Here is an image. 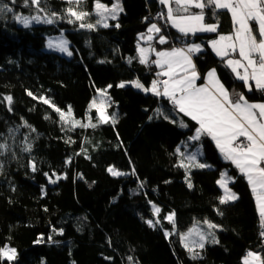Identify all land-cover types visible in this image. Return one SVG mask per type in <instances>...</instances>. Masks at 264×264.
Returning <instances> with one entry per match:
<instances>
[{
	"label": "trees",
	"instance_id": "trees-1",
	"mask_svg": "<svg viewBox=\"0 0 264 264\" xmlns=\"http://www.w3.org/2000/svg\"><path fill=\"white\" fill-rule=\"evenodd\" d=\"M120 1L122 13L105 28L96 23V0H39V6L0 0L13 9L0 14V248L16 250L14 260L0 257V264H243L249 251L264 260L260 216L244 177L207 136L191 142L197 125L169 100L119 85L137 80L148 88L158 77L137 55L140 35L156 23L167 39L162 48L202 44L193 56L200 80L215 69L231 94L243 93L250 102H264V95L249 92L210 51L217 33L184 38L165 18L148 21L162 11L158 0ZM69 7L90 15L77 21ZM204 12L206 23H217L210 8ZM16 16L53 23L25 28ZM218 23V33L232 32L225 10H219ZM59 34L68 40L70 57L45 51L47 38ZM101 89L107 92V123L90 109ZM52 105L66 115L71 109L69 123ZM71 121L95 127H73ZM197 147L203 155L190 164L186 156ZM225 171L238 199L221 204L217 181ZM173 213L170 223L166 217ZM206 220L218 226V243L190 252L180 237Z\"/></svg>",
	"mask_w": 264,
	"mask_h": 264
},
{
	"label": "snow or ice",
	"instance_id": "snow-or-ice-1",
	"mask_svg": "<svg viewBox=\"0 0 264 264\" xmlns=\"http://www.w3.org/2000/svg\"><path fill=\"white\" fill-rule=\"evenodd\" d=\"M11 2L15 4L16 0H11ZM80 2L81 0H75L77 5ZM31 3L39 6V0H31ZM68 3L71 5L73 0H68ZM159 3L167 8V21L182 35L217 33L218 38L210 41V46L215 54L221 59L230 55L238 56V58L227 59L226 66L235 74L236 79L243 81L249 92L255 89L264 95V0H175L177 5L175 12L170 6V0H159ZM25 6H27V0H25ZM191 8L200 11L190 13ZM205 8L211 9V15L217 18V23L205 22ZM95 9L96 15L100 17L96 23L103 24L105 28L109 26L104 22L107 19L105 13H109L112 19H116L118 13L123 11L118 0L111 8L100 3V0H96ZM219 10H226L227 13H230L233 23L231 34L218 33L220 27L218 23ZM12 11L13 9L7 3L0 2V14ZM180 12L188 14H175ZM68 13L70 16H74L77 21H83L85 17L90 15L86 11L77 12L72 7H69ZM15 19L21 22L25 28L29 27L31 20L37 23H53L51 18H44L41 21L39 16H33L31 20L26 16H16ZM68 22L73 23L74 21L69 20ZM80 27L93 29L95 25L81 23ZM116 27H119V25L117 24ZM148 32L159 34L161 28L153 23L148 28ZM152 39L153 36H147V40L151 41ZM158 42L164 44L167 43V39L165 36H159ZM52 46V43L49 42V47ZM55 47L69 56L72 55V52L67 48V41L62 40ZM147 51L148 49L145 48L139 49L140 63L142 64L147 63L145 55ZM202 51L201 45L190 44L187 48L173 47L170 51L156 52L158 58L154 63L156 67L161 69L157 75L166 76L167 80L163 82L154 80L150 88H145L139 81H133L132 84L145 92L151 91L156 96L165 97L175 109L194 121L198 127L195 129V134L189 137L190 140L198 141L202 136H207L215 142L223 157L229 160L239 170L240 174L247 179L255 197L261 227L264 228V102H249L243 93L237 94V99L233 100L229 91L217 77L215 69H211L206 73V84L197 86L196 82L201 79V76L197 72L196 64L190 54ZM124 86L123 83L119 85V87ZM108 87H111V85ZM28 94L32 95L30 92ZM105 94L106 90H100L102 97ZM33 98L36 99V97ZM5 99L9 104L12 103V97L8 96ZM43 102L50 104L47 99H44ZM52 106L55 108L54 105ZM91 108L96 109L101 122L107 123L109 121L110 117L106 115L103 100L99 104L96 100H93L90 105ZM55 111L60 114L62 121L69 123L70 108L67 115L59 108H55ZM71 123L73 127L79 125V121H71ZM80 126L95 127L91 123ZM180 127L186 128L188 125L180 121ZM0 147L4 146L0 145ZM195 160V154L188 157L190 164L194 163ZM195 166L204 168L207 165L196 163ZM32 167L35 171V165ZM108 171L114 176L123 175V173L113 168H109ZM225 175L222 173L221 179L217 181L224 190V196L220 199L221 204L238 199V196L228 188L224 179ZM189 187H191V184H189ZM153 208L155 214L158 215L160 208L155 205H153ZM166 219L170 223H174V213L169 214ZM146 223L150 227L154 226L152 220H147ZM159 223L160 221L157 220L156 224ZM204 223L207 224L209 229L218 227L207 220ZM208 234L213 235L214 243H218L213 233ZM260 234L264 236V231ZM165 235L167 236L169 233L166 232ZM191 235L199 236L200 243L196 246L203 248L205 234L199 231L197 227H193L181 239L186 241ZM184 246L190 252L193 251V247L189 246L188 243H185ZM15 256V249L0 248V257L11 261ZM195 258L194 255L193 259ZM243 264H264V260L261 259L259 254L249 251Z\"/></svg>",
	"mask_w": 264,
	"mask_h": 264
},
{
	"label": "crops",
	"instance_id": "crops-1",
	"mask_svg": "<svg viewBox=\"0 0 264 264\" xmlns=\"http://www.w3.org/2000/svg\"><path fill=\"white\" fill-rule=\"evenodd\" d=\"M158 2H159V0H158ZM159 5H160V7H161V10L162 11H160L162 14H163V19L165 18V21H167V19H166V16H167V8L164 6V5H162V4H160L159 3ZM170 6L173 8V10H174V12H175V9H176V7H177V5L175 4V0H170ZM200 10L199 9H196V8H191L190 10H189V12L190 13H198ZM226 11V10H225ZM175 14H177V15H187L188 13H183V12H180V13H175ZM230 14V13H229ZM230 18H231V15H230ZM156 24V23H155ZM167 24L169 25V27L173 30V31H176L177 33H178V35H181L182 37H184V38H186L187 36H184V35H182L180 32H178L175 28H173L172 26H171V24H170V22H168L167 21ZM157 25V24H156ZM158 26V25H157ZM150 27V26H149ZM148 27V28H149ZM159 27V26H158ZM148 28H147V30L142 34V35H140V38H139V45H138V48H137V55L139 56V59H140V52H139V49L140 48H145V49H148V51L146 52V58H147V63H144V64H149V65H151L152 67H154V69H156L157 70V72H156V76H158L157 75V73L158 72H160L161 71V69H159L158 67H156V64L154 63V61L158 58L157 56H156V52H159V51H170L173 47H176V48H187V46L188 45H190V44H199V45H201V48L203 49V46H202V44H200V43H193V42H191V43H187V45H182V44H175V45H172V46H169V47H164V48H162V46L163 45H165V43L164 44H160L159 42H158V40H159V36H165V35H162V32H160L159 34H157V33H155V32H152V33H149L148 32ZM232 29H233V23H232ZM233 31V30H232ZM232 33V32H231ZM230 33V34H231ZM197 34H208V33H196L195 35H197ZM148 35H151V36H153V39L151 40V41H149V40H147V36ZM144 37V38H141V37ZM188 36H194V35H192V34H189ZM216 38H218V37H216ZM216 38H214V39H216ZM211 40H213V39H211ZM211 40H209V42H208V48L210 49V51L211 52H213V54H214V56L216 57V58H218L219 60L221 59V57H219V56H217L216 54H215V52L212 50V48H211V46H210V41ZM153 49H155V51H153ZM196 54H198V53H195V54H190L191 56H192V59H193V56H195ZM229 58H238V56H232V55H230V56H228V57H224L223 58V62L225 63V66H226V61H227V59H229ZM227 67V66H226ZM227 69L230 71V73H233L232 71H231V69L230 68H228L227 67ZM211 70V69H210ZM208 72V71H207ZM206 72V73H207ZM206 73H205V75H206ZM217 74V77H218V73H216ZM233 75L235 76V74L233 73ZM167 77L166 76H158L157 78H155L154 80H156V81H160V80H162V79H166ZM219 78V77H218ZM153 80V81H154ZM167 80V79H166ZM152 81V82H153ZM240 81V80H239ZM152 82L150 83V85L148 86V88H150L151 87V84H152ZM241 83H243V81H240ZM197 86H201L202 84H206L207 83V80L205 79V76L203 77V79L202 80H197ZM225 87V86H224ZM229 91V90H228ZM229 93H230V91H229ZM230 95L232 96V98H233V100H235V99H237V96L235 95V94H231L230 93ZM161 97H163V96H161ZM163 98H165V97H163ZM250 102V101H249ZM189 118V117H188ZM197 127H198V125H197ZM195 134V132L193 133V135ZM192 135V136H193ZM209 138V137H208ZM210 139V138H209ZM191 142H196V140H191ZM212 142H214V141H212ZM214 144H215V142H214ZM216 146V145H215ZM217 148V147H216ZM218 150V149H217ZM192 154H195V156H196V160L198 159V158H200V157H202V155H203V151H202V147H197L195 150H194V152H192L190 155H192ZM219 154H220V156H221V158H222V160L225 162H229V163H231L229 160H226L224 157H223V155L220 153V151H219ZM190 155H188V157L190 156ZM187 157V156H186ZM188 160V159H187ZM195 160V161H196ZM231 165L234 167V169L236 170V171H238L239 172V170L231 163ZM224 174H226L225 175V177H224V179L226 180V182H227V186H228V188L230 189V184L232 183V181H233V179H232V177L230 176V174H229V172L228 171H225V172H223ZM240 173V172H239ZM222 175V174H221ZM243 176V175H242ZM244 177V176H243ZM221 179V176H220V178H219V180ZM244 179H245V181L247 182V179L244 177ZM248 183V182H247ZM249 185V184H248ZM218 186H219V188H220V190H221V194H222V197L224 196V190H223V188H221L220 187V185L218 184ZM249 188H250V191H251V187L249 186ZM231 190V189H230ZM232 191V190H231ZM233 192V191H232ZM252 192V191H251ZM253 197H254V195H253ZM254 203H256V201H255V197H254ZM256 210H257V213L259 214V212H258V209H257V206H256ZM260 225H261V219H260ZM262 231H264V228H262L261 227V232Z\"/></svg>",
	"mask_w": 264,
	"mask_h": 264
},
{
	"label": "rangeland",
	"instance_id": "rangeland-1",
	"mask_svg": "<svg viewBox=\"0 0 264 264\" xmlns=\"http://www.w3.org/2000/svg\"><path fill=\"white\" fill-rule=\"evenodd\" d=\"M66 1H68V0H66ZM73 1H75V0H73ZM118 2H119V4H120V6H121V1L120 0H118ZM101 3V2H100ZM115 3H117V0H115L112 4H108L107 6L109 7V8H111ZM122 7V6H121ZM93 13H94V15L97 17V19H100V17L99 16H97L96 15V9H95V4H94V6H93ZM122 13V11L121 12H119L118 13V15H117V18L120 16V14ZM105 16L107 17V19L104 21V22H106L107 24H109L108 22H109V20H111L112 18H111V15L109 14V13H105ZM116 18V19H117ZM30 20H31V18H29ZM18 22V24L21 26V25H23L21 22H19V21H17ZM35 23H37L36 21H34V20H31V22H30V25L29 26H31L32 24H35ZM41 23V22H40ZM99 26H102L103 27V24H98ZM67 41V48H68V50L69 51H71L70 50V47L68 46V40H67V38H65V36L63 35V34H59V35H55V36H52V37H48L47 38V41H46V43H45V51H47V52H53V53H58V54H60V55H62V56H64V57H70L69 55H67V53H65V52H61V51H59V49L58 48H56L55 47V45H57L60 41ZM49 42H51L52 43V47H49ZM133 81H137V80H133ZM123 84L124 85H129V86H131L132 88H135V89H137V90H140V91H142V92H144L145 93V91H143V90H141V89H138V88H136V87H134L133 86V84H132V82H130V83H128V82H123ZM146 88V87H145ZM102 90V89H101ZM148 92V91H147ZM149 92H151V91H149ZM152 93V92H151ZM93 100H96V102H97V104H99L100 103V101L101 100H103L104 101V107H106V104H107V92H106V94L102 97L101 95H100V91H97V93L94 95V97H93V99L91 100V103H92V101ZM91 105V104H90ZM95 109V108H94ZM95 111H96V109H95ZM98 114V113H97ZM98 117H99V115H98ZM79 125H80V123H79ZM79 125H77V126H79ZM193 155V154H192ZM187 159H188V155H187ZM193 227H197L198 229H199V231H201V232H203L204 234H205V240L203 241V243H206V242H213V235H209L208 233H213L214 234V237H215V229L216 228H212V229H209L208 227H207V224H205L204 222H200V221H197V222H195V224L191 227V229L193 228ZM190 230V229H189ZM189 230L188 231H186L184 234H182L181 235V237L182 236H184V235H187L188 234V232H189ZM181 237H180V239H181ZM215 240H216V238H215ZM185 243H188L189 244V246H191V247H195L196 245H198L199 243H200V240H199V236H197V235H191V236H189L188 237V239L185 241V240H182V245H183V247L184 248H186L184 245H185ZM5 247H7V246H5ZM7 248H10V249H13V248H11V247H7ZM187 249V248H186ZM188 250V249H187ZM3 258V257H2ZM16 258V257H15ZM14 258V259H15ZM4 259H6V258H4ZM13 259V260H14ZM6 260H8V259H6ZM9 261V260H8Z\"/></svg>",
	"mask_w": 264,
	"mask_h": 264
},
{
	"label": "built area",
	"instance_id": "built-area-1",
	"mask_svg": "<svg viewBox=\"0 0 264 264\" xmlns=\"http://www.w3.org/2000/svg\"><path fill=\"white\" fill-rule=\"evenodd\" d=\"M162 21L163 20V14L161 13V12H157L156 14H154V15H152V17H149L148 18V21ZM166 79H162V80H160V82H163V81H165Z\"/></svg>",
	"mask_w": 264,
	"mask_h": 264
},
{
	"label": "water",
	"instance_id": "water-1",
	"mask_svg": "<svg viewBox=\"0 0 264 264\" xmlns=\"http://www.w3.org/2000/svg\"><path fill=\"white\" fill-rule=\"evenodd\" d=\"M173 108H174V106H173Z\"/></svg>",
	"mask_w": 264,
	"mask_h": 264
}]
</instances>
